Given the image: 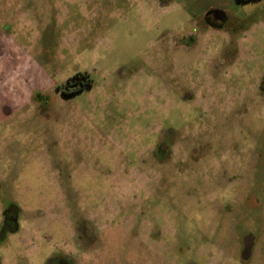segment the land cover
Returning a JSON list of instances; mask_svg holds the SVG:
<instances>
[{
  "label": "rangeland",
  "instance_id": "374dc122",
  "mask_svg": "<svg viewBox=\"0 0 264 264\" xmlns=\"http://www.w3.org/2000/svg\"><path fill=\"white\" fill-rule=\"evenodd\" d=\"M258 176L264 0H0V264H264Z\"/></svg>",
  "mask_w": 264,
  "mask_h": 264
},
{
  "label": "flooded vegetation",
  "instance_id": "af4514ba",
  "mask_svg": "<svg viewBox=\"0 0 264 264\" xmlns=\"http://www.w3.org/2000/svg\"><path fill=\"white\" fill-rule=\"evenodd\" d=\"M257 1H260V0H246L245 2L237 0V2L239 4H243V5L254 3V2H257ZM204 21L209 23L208 27L212 28V25H213L215 27L217 26V29H218L219 27H221V28L223 26L225 27L229 23V18L221 10L208 9L206 14H205V16H204ZM81 75L82 74L78 73V74L74 75L72 78H69L64 84H62L59 87V89L62 92V94H64L65 96H71V95H75L77 93H80L81 91H83L86 88H89L91 86V83H89L87 81L88 78L86 79L84 76H81ZM258 178H260V177L258 176ZM260 179H264V177L261 176ZM12 208L14 210L16 209L15 206H12ZM204 211H206V209L202 208V210H200V212H202V214L201 213H199V214L192 213L193 215L192 214L190 216L186 215L184 217V219H186V222H187L185 225H186V227H187L189 232H191L192 230H194V231L198 230L200 223L202 224V226L204 225V223L206 224L207 219H206V216L204 215ZM258 211H261V210L257 209V207H255L253 209H251V208L243 209L242 213L239 214V216H242L241 217L242 224H240L238 226L237 234L238 233H242L244 231L243 229L245 228L246 223L249 221V217H248L249 215H252V214H256V216L260 215V213L258 214ZM6 212L7 213L5 214V220H7L8 222H12V224L9 223L10 227H12V226H14L15 217H13L12 213L9 215L10 209H7ZM252 212H255V213H252ZM246 217H248V218H246ZM256 219H257V224L256 225L259 226L260 225V219L258 217H256ZM181 228L183 230V227H181ZM245 233H246V231H245ZM184 235L185 234H181V236H183L184 242L196 241L194 236L191 233H190V235L188 237H185ZM98 241L99 240H97V242ZM242 259L244 260V262L242 263L240 261L239 264H244L245 261H248L249 258L248 259L247 258H245V259L242 258Z\"/></svg>",
  "mask_w": 264,
  "mask_h": 264
},
{
  "label": "trees",
  "instance_id": "16d2710c",
  "mask_svg": "<svg viewBox=\"0 0 264 264\" xmlns=\"http://www.w3.org/2000/svg\"><path fill=\"white\" fill-rule=\"evenodd\" d=\"M240 1H243V2H245L246 0H240ZM81 76H84V75H81Z\"/></svg>",
  "mask_w": 264,
  "mask_h": 264
}]
</instances>
